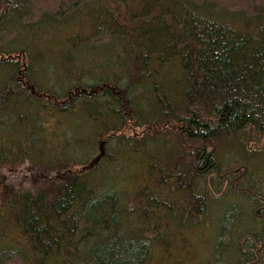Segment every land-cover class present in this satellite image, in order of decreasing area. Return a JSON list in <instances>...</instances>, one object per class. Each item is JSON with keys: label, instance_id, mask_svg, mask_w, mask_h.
I'll return each mask as SVG.
<instances>
[{"label": "trees", "instance_id": "trees-1", "mask_svg": "<svg viewBox=\"0 0 264 264\" xmlns=\"http://www.w3.org/2000/svg\"><path fill=\"white\" fill-rule=\"evenodd\" d=\"M230 1L0 0V264H264V0Z\"/></svg>", "mask_w": 264, "mask_h": 264}, {"label": "rangeland", "instance_id": "rangeland-1", "mask_svg": "<svg viewBox=\"0 0 264 264\" xmlns=\"http://www.w3.org/2000/svg\"><path fill=\"white\" fill-rule=\"evenodd\" d=\"M219 1H222V2H227V3H230V4H234L232 1H230V0H219ZM234 1V0H233ZM244 5H246L245 4V2L243 3ZM138 9V7H136V8H134V10H137ZM16 26H18V23H16ZM18 30H20V31H25V28L24 27H22V26H18V27H16ZM67 32V30H64V33H66ZM74 34V32H70V33H68V34H65L66 35V37L68 38L70 35H73ZM68 35V36H67ZM66 38V39H67ZM43 41H44V39H43ZM54 41H55V38L53 39V38H48V40L44 43L45 45H46V47H47V49H52V53H56V54H58L59 56L58 57H54V58H51V59H48V60H46V62H50L51 64H53V65H59V64H61L62 62L66 65V66H69L70 65V58H69V54L70 53H72V46L70 45V42H65V45H64V47H62L61 49H56V48H54L55 47V43H54ZM17 44L18 43H13L11 46L12 47H10V48H15V47H17ZM43 43L41 44V45H39V47H33V51L31 52V54L32 55H40L39 53H41L42 51H44V50H41L42 48V46L44 45ZM16 45V46H15ZM99 51L97 52V51H91V50H86V51H84L83 53H82V57L77 61L80 65H82V66H86L91 60H95L96 61V64L99 66V64L101 63V54L99 55ZM61 58V59H60ZM61 60H62V62H61ZM173 67H174V64H173ZM117 72V71H116ZM162 73L166 76V77H168L169 79H171L172 80V83H175L176 81H179L180 79H181V71H180V69H179V67L178 66H176V67H174V68H171L170 70H162ZM38 78H39V80L42 82V83H44L45 85H48V83H49V85H53L54 87H55V83L51 80V79H47V77L46 76H44L43 74H38ZM181 82V81H180ZM102 145V144H101ZM225 157V156H224ZM238 157V156H237ZM225 158H227V159H229V160H231V159H234L235 158V156L233 155V154H229V157H225ZM14 175H16V174H14ZM17 175H19V174H17ZM20 176H24L23 178H27V177H25L26 175H24V174H20ZM13 181H15V182H17V183H20V182H22V180H15V179H12ZM262 180H264V179H262ZM231 202H239L241 205H243V206H246L247 205V203H246V201H244L243 199H238V198H236V199H230L228 202L227 201H225L221 206H220V209H224V208H226L227 207V205L229 204V203H231ZM200 227L201 226H199L198 227V229H200ZM199 234H201V230H200V232H199ZM205 236H206V232H205ZM207 236H208V238L209 239H211V236H210V233L208 232L207 233ZM194 236H188V244L190 243L191 245H193V247L194 248H199V245H200V243L197 241V240H194ZM201 239H203V238H201ZM189 244V245H190ZM193 247H188V249L186 250V251H188V250H190V251H192V249H193ZM162 249H160V248H155L153 251V256H152V264L153 263H155L156 261H160L161 260V255H162V251H161ZM192 254V253H191ZM193 255V254H192ZM204 255H205V253H204ZM187 256H189V254L187 255Z\"/></svg>", "mask_w": 264, "mask_h": 264}, {"label": "water", "instance_id": "water-1", "mask_svg": "<svg viewBox=\"0 0 264 264\" xmlns=\"http://www.w3.org/2000/svg\"><path fill=\"white\" fill-rule=\"evenodd\" d=\"M27 87L30 89V91L34 94V89L30 86L27 85ZM82 92H85L84 90H82ZM91 165V164H90Z\"/></svg>", "mask_w": 264, "mask_h": 264}, {"label": "bare ground", "instance_id": "bare-ground-1", "mask_svg": "<svg viewBox=\"0 0 264 264\" xmlns=\"http://www.w3.org/2000/svg\"><path fill=\"white\" fill-rule=\"evenodd\" d=\"M1 55V54H0ZM2 58V57H1ZM3 59V58H2ZM1 60V59H0ZM20 73V72H19ZM21 77V76H20ZM29 85V84H28ZM26 87V86H25ZM30 90V89H29ZM99 156V155H98ZM102 157V156H101ZM92 162V161H91ZM98 162V161H97ZM87 167V166H86ZM88 170V169H87Z\"/></svg>", "mask_w": 264, "mask_h": 264}]
</instances>
